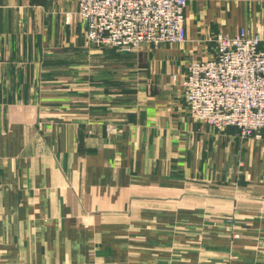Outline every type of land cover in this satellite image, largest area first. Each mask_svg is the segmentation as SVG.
Masks as SVG:
<instances>
[{"label":"crops","instance_id":"1","mask_svg":"<svg viewBox=\"0 0 264 264\" xmlns=\"http://www.w3.org/2000/svg\"><path fill=\"white\" fill-rule=\"evenodd\" d=\"M77 4L0 0V264H264V135L182 86L220 34L264 46V0H188L186 41L129 51Z\"/></svg>","mask_w":264,"mask_h":264},{"label":"built area","instance_id":"2","mask_svg":"<svg viewBox=\"0 0 264 264\" xmlns=\"http://www.w3.org/2000/svg\"><path fill=\"white\" fill-rule=\"evenodd\" d=\"M90 43L137 49L147 43L184 42L188 0H77ZM244 29L216 37V53L193 60L182 80L194 120L243 137L264 135V46Z\"/></svg>","mask_w":264,"mask_h":264},{"label":"rangeland","instance_id":"3","mask_svg":"<svg viewBox=\"0 0 264 264\" xmlns=\"http://www.w3.org/2000/svg\"><path fill=\"white\" fill-rule=\"evenodd\" d=\"M78 5V4H77ZM77 9H78V6L72 11V12H68L67 13V19L69 20L70 19V17H71V22H73V21H78V22H80V23H82V21L79 19V17H78V14H77ZM70 13V14H69ZM69 16V17H68ZM83 24V23H82ZM84 28H85V26H84ZM91 44H93V43H91ZM95 45V44H94ZM98 46V45H97ZM107 46H110V45H107ZM153 46V45H152ZM114 47H116V46H114ZM155 47V46H154ZM118 48V47H117ZM119 49H121V48H119ZM123 50V49H122ZM133 50H136V49H133ZM127 51H129V50H127Z\"/></svg>","mask_w":264,"mask_h":264}]
</instances>
